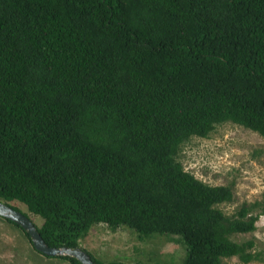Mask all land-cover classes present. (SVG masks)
<instances>
[{"label":"trees","instance_id":"1","mask_svg":"<svg viewBox=\"0 0 264 264\" xmlns=\"http://www.w3.org/2000/svg\"><path fill=\"white\" fill-rule=\"evenodd\" d=\"M224 121L264 137V0H0V200L46 244L103 222L176 234L181 264L260 259L229 237L254 205L177 157Z\"/></svg>","mask_w":264,"mask_h":264},{"label":"rangeland","instance_id":"2","mask_svg":"<svg viewBox=\"0 0 264 264\" xmlns=\"http://www.w3.org/2000/svg\"><path fill=\"white\" fill-rule=\"evenodd\" d=\"M183 168L211 184L229 183L233 196L218 206L232 214L243 203L253 204L257 212L251 231L230 234L233 240L250 238L260 259L240 261L236 256L222 257L223 264H264V137L242 125L224 121L206 136L192 135L177 155ZM38 225L41 217L27 211L17 200L8 201ZM79 245L102 262L123 264H181L185 245L176 234L152 232L139 237L137 232L119 225L109 228L103 222L90 225L78 239ZM0 264H71L55 255H45L32 248L23 231L0 216Z\"/></svg>","mask_w":264,"mask_h":264},{"label":"water","instance_id":"3","mask_svg":"<svg viewBox=\"0 0 264 264\" xmlns=\"http://www.w3.org/2000/svg\"><path fill=\"white\" fill-rule=\"evenodd\" d=\"M0 216L5 217L18 224L30 237L32 246L45 255H69L77 258L82 264H97L90 255L79 246H51L46 244L33 221L21 210L12 207L10 204L0 200ZM110 264H123L120 262Z\"/></svg>","mask_w":264,"mask_h":264}]
</instances>
